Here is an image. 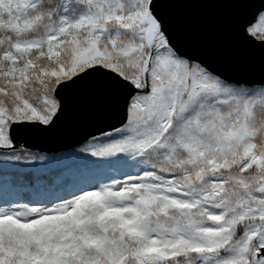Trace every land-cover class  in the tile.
I'll return each instance as SVG.
<instances>
[{
  "label": "snow or ice",
  "instance_id": "obj_1",
  "mask_svg": "<svg viewBox=\"0 0 264 264\" xmlns=\"http://www.w3.org/2000/svg\"><path fill=\"white\" fill-rule=\"evenodd\" d=\"M250 6L235 32L264 50V0H0V264H264V64L227 75L170 19ZM75 95L119 114L77 181L17 144Z\"/></svg>",
  "mask_w": 264,
  "mask_h": 264
},
{
  "label": "water",
  "instance_id": "obj_2",
  "mask_svg": "<svg viewBox=\"0 0 264 264\" xmlns=\"http://www.w3.org/2000/svg\"><path fill=\"white\" fill-rule=\"evenodd\" d=\"M259 3L260 0H251L252 5ZM252 11L254 8L251 6L232 10L183 8L171 10L170 19L178 42L186 50L200 55L212 67L227 75L258 77L264 64V50L244 44L235 32V21L248 17ZM75 96L69 98L67 111L61 121L68 125L71 119L66 121L65 116L71 115L73 111L78 116L77 107L82 104L86 114L84 117L80 116L83 120L79 117V121L81 124L88 121L89 123L85 124L89 125V128L74 133L70 125L64 127L62 122L58 121L57 125L47 132L20 130L17 144H24L31 150L57 153L78 146L90 133H95L98 127L106 129L119 123L118 113L111 119L105 115L104 106H108L106 101L93 100L91 105L83 97L76 99Z\"/></svg>",
  "mask_w": 264,
  "mask_h": 264
},
{
  "label": "rangeland",
  "instance_id": "obj_3",
  "mask_svg": "<svg viewBox=\"0 0 264 264\" xmlns=\"http://www.w3.org/2000/svg\"><path fill=\"white\" fill-rule=\"evenodd\" d=\"M83 146V142L79 144L76 147L70 148L67 151H58V154H48L44 152L39 151H32L37 156L44 155L52 157L51 159L47 161H35L36 164H43L51 170L53 173H56L59 175V177H65L77 181L82 180L85 177H90V173L92 172V169H101L97 165H94L86 156L80 155L72 151L73 149H79ZM0 165H2V162H0ZM100 173L102 171H99ZM86 175V176H85ZM98 175V174H96ZM92 176H95L92 175ZM2 181V180H1ZM3 190V181L0 183V191Z\"/></svg>",
  "mask_w": 264,
  "mask_h": 264
},
{
  "label": "bare ground",
  "instance_id": "obj_4",
  "mask_svg": "<svg viewBox=\"0 0 264 264\" xmlns=\"http://www.w3.org/2000/svg\"><path fill=\"white\" fill-rule=\"evenodd\" d=\"M76 97V99L77 98H81V97H83L84 99H85V101L86 102H89V103H91V105H92V99H89V98H87V97H84V96H81V95H76L75 96ZM75 99V98H74ZM75 99V100H76ZM79 106L77 107V112H78V116H77V114L73 111V113H71V115H67V116H65V119H66V121L67 120H70V123L68 124V125H70V128L72 129V131H74V133H79V132H82L86 127H88V126H86V122H88V121H86L85 119V123H83V124H81L80 123V119H79V117L80 116H83V115H85L86 113H85V110H84V108L82 107L83 105L81 104H78ZM104 105V104H103ZM102 105V106H103ZM89 106V105H88ZM90 107V106H89ZM105 108H104V112H105V115L109 118V119H111V118H113V117H116V112H114V111H112L107 105L106 106H104ZM92 108V107H91ZM91 114V113H90ZM84 117V116H83ZM81 118V117H80ZM94 118V117H93ZM97 118V117H96ZM64 119V117L61 119V120H63ZM82 119V118H81ZM98 119H100V118H98ZM60 120V121H61ZM83 120V119H82ZM89 120V119H88ZM98 121V120H97ZM62 122V121H61ZM84 122V121H83ZM99 122V121H98ZM89 123V122H88ZM85 124V125H84ZM61 125H63L64 127H68V125H66L65 123H63L62 122V124ZM89 128V127H88ZM99 171H103V169L101 170V169H92V172L89 174L90 175V177L92 176V175H96V174H99L100 172ZM86 176V175H85ZM61 179H63V178H66V176L65 177H60ZM71 179V178H70ZM0 183H2V181L0 180Z\"/></svg>",
  "mask_w": 264,
  "mask_h": 264
}]
</instances>
